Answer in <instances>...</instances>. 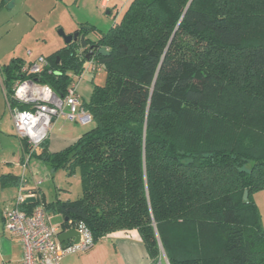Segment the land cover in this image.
<instances>
[{
    "label": "trees",
    "instance_id": "trees-1",
    "mask_svg": "<svg viewBox=\"0 0 264 264\" xmlns=\"http://www.w3.org/2000/svg\"><path fill=\"white\" fill-rule=\"evenodd\" d=\"M86 41L49 55L38 77L64 95L90 45L104 67L105 84L84 102L94 127L42 153L55 170L79 171L83 194L22 208L42 204L83 221L95 243L137 229L153 263L163 248L169 264H264L254 200L264 190V0H132L97 41ZM22 64L14 58L4 68L8 94Z\"/></svg>",
    "mask_w": 264,
    "mask_h": 264
},
{
    "label": "rangeland",
    "instance_id": "rangeland-1",
    "mask_svg": "<svg viewBox=\"0 0 264 264\" xmlns=\"http://www.w3.org/2000/svg\"><path fill=\"white\" fill-rule=\"evenodd\" d=\"M126 1L110 0L109 6L105 7L101 6V0H42L40 5L31 4V15L36 19L34 27L30 25L31 16L28 14L29 10L26 6L20 3L16 7L4 6L0 9V63L5 64L13 55L26 50L33 51V57H39L41 53H52L56 49L53 44L56 39L63 43H61V47L65 45L64 37L59 31L64 30L66 34H72L74 32H71L70 29H74L73 27L80 23H88L86 24L88 27L93 26L96 30L87 35L88 38H95L99 33L107 32L115 21L121 19L127 9ZM122 7H124V12L120 10ZM119 10L116 19L115 15ZM109 11H111L110 14ZM105 79L104 70L97 73L94 79L91 70L84 74L79 92L87 102L95 87L105 84ZM58 122L59 126L64 124L62 131L57 132L59 135L71 132L79 137L95 125L94 122L84 125L65 119H59ZM23 153L20 136L15 132L12 115L0 84V175L3 173L4 167L12 166V164H8L10 161L16 162ZM37 153L39 152L37 151ZM13 171L22 173L23 168L17 166ZM26 175L31 176V183L43 179L44 182L40 185L42 187L58 186L62 189H70L72 199H78L83 194L79 171L69 175L66 169L54 170L50 161L39 156L34 155L31 158ZM51 214H53L52 224L59 225L62 217H56L57 213Z\"/></svg>",
    "mask_w": 264,
    "mask_h": 264
},
{
    "label": "built area",
    "instance_id": "built-area-1",
    "mask_svg": "<svg viewBox=\"0 0 264 264\" xmlns=\"http://www.w3.org/2000/svg\"><path fill=\"white\" fill-rule=\"evenodd\" d=\"M119 12L115 15L116 19ZM48 65L44 56L32 62H24L19 70L21 76L13 84V92H6L15 132L25 139L28 146L24 168L28 167L37 149L49 138L54 120L64 118L84 125L93 122V116L85 108L79 92V82L85 72H101L103 65L90 59L85 63L82 75L70 73L72 80L64 95L56 93L50 85L38 79ZM24 182L22 177L15 204L4 213L5 230L18 236L23 243L22 264H61L67 254L83 252L95 245L93 234L83 221H69L70 226L66 230L75 228L81 233V238L79 242L72 241L63 245L58 239L62 227L51 223L50 215L42 204L32 211L22 208L26 198L36 197L31 189L25 188ZM161 251L153 264H169L164 250Z\"/></svg>",
    "mask_w": 264,
    "mask_h": 264
},
{
    "label": "crops",
    "instance_id": "crops-1",
    "mask_svg": "<svg viewBox=\"0 0 264 264\" xmlns=\"http://www.w3.org/2000/svg\"><path fill=\"white\" fill-rule=\"evenodd\" d=\"M41 1L42 0H0V9L3 8L4 6H11V5L16 7L17 4L19 3L26 6L27 9L29 10L28 14L31 16L30 25L34 27V25H36L35 24L36 19L33 18V16L31 15V12H32L31 4H34L35 6H37V5H40ZM131 1L132 0H127L125 2L127 3L126 5L127 7L129 6ZM109 4H110V0L108 1L101 0V6L108 7ZM123 8L124 7H122L120 10H123ZM108 13L110 14L111 11H109ZM84 24L86 25L88 23H80L78 26H74L73 27L74 29H70L72 30L71 32H76L78 29H80V26ZM85 37L88 38V35H85ZM98 37L99 35L95 36V38L89 37V39L93 41H97ZM61 43H62L61 40H58V39L55 40L53 44L54 46H56V49L52 53L56 52L59 48H61L63 44ZM52 53H49V54H52ZM49 54L41 53L40 56H44L47 59ZM14 58H20L24 60V62H32V61H35L38 57H33V51L26 50L23 52H18L17 55H13V57L5 64L0 63V84L3 87L5 99H6V92H8V90L4 82L5 80L4 68L7 65H9L12 59ZM97 73L99 72L92 71L93 79ZM83 76L79 82V90L82 87ZM82 99L84 102H86L83 96H82ZM59 119H64V118H59ZM59 119L54 120V124L50 132L49 138L45 141V143L42 146H40L37 149L39 153H37L36 151V154H35L36 156H39L42 159L46 160V157L42 156V153L45 152V153L52 154V153L58 152L59 150L61 151L67 148L68 146H70L75 140H77V138H79V136L73 135L71 132H69L68 134L59 135L57 132H61L62 128L64 127V124L59 126V122H58ZM21 146H22V143H21ZM22 150H23V147H22ZM24 157H25V152L23 153L21 158H18L16 162L14 161L15 165L14 163L10 161L8 164H12V166L9 165L6 168L4 167V171H2L3 173L0 175V177L3 175H7V174H12L17 177H20L21 180H22V177H24L25 188L31 189L36 194V198L42 199L44 195L46 198V203L54 202L57 199H60L63 201L76 200V199H72L71 197L72 192L70 189H62L61 187H58V186L42 187L40 185L43 184L44 182L43 179H39L37 182L31 183V176L26 175V171L28 167L24 168V165H23ZM17 166H22L23 168L22 173L20 172L16 173L13 171V169ZM39 181H41L40 184H38ZM20 183L18 185H15V184L14 185L12 184L3 185L0 179V215H1L0 264H3V262L4 264H22L23 263L24 248H23V243L21 239L18 236L10 234L4 228V213L5 211H7L8 209L14 206L15 201H16V196L19 191ZM254 200L260 209V212L262 215V224L264 226V190L255 193ZM49 215H50V221L52 223L53 214L49 213ZM55 215L56 217H59V216L62 217V221L59 224V226L62 227V224L65 221V217L59 213ZM62 230H65V229L62 228ZM61 264H153V262H152L151 257L149 256L148 250L146 248L144 241L141 238L139 231L137 229H131V230H119V231L110 233L106 237L102 238L100 241L96 242L95 245L89 250L67 254L63 258Z\"/></svg>",
    "mask_w": 264,
    "mask_h": 264
},
{
    "label": "water",
    "instance_id": "water-1",
    "mask_svg": "<svg viewBox=\"0 0 264 264\" xmlns=\"http://www.w3.org/2000/svg\"><path fill=\"white\" fill-rule=\"evenodd\" d=\"M59 33L64 37L66 44L71 43L72 41L79 39L82 42L83 48L88 47L85 35L81 34L80 32H74L72 34H66L64 32V30H60ZM89 49H90L89 53L86 54L87 60H90L92 58V56L94 55V51H93L94 46L90 45ZM78 52H80V50ZM100 52L103 55H109V53H110L109 50L105 47L101 48ZM244 199L245 200L248 199V192L247 191L245 192ZM36 200H37V198L35 196H33V197L26 198L25 202H35ZM42 201H43V204H46V198L44 195H43ZM65 221H69V219L65 218ZM80 238H81V233L78 230H76L75 228H70L67 230L66 229L61 230V232L58 235V239L63 245H67L71 241H74L75 243L79 242Z\"/></svg>",
    "mask_w": 264,
    "mask_h": 264
}]
</instances>
